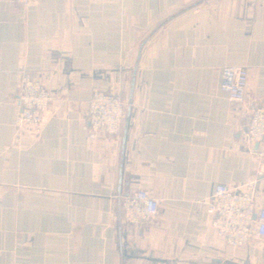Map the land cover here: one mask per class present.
<instances>
[{
    "label": "crops",
    "instance_id": "0c3cea01",
    "mask_svg": "<svg viewBox=\"0 0 264 264\" xmlns=\"http://www.w3.org/2000/svg\"><path fill=\"white\" fill-rule=\"evenodd\" d=\"M247 68V97L219 90ZM22 75L53 100L17 136ZM94 90L120 95L121 133L91 134ZM264 106V0H0V264H264V239L230 247L205 210L217 184L246 189ZM151 190L157 221L122 220ZM264 207V177L253 185ZM260 240V241H259Z\"/></svg>",
    "mask_w": 264,
    "mask_h": 264
},
{
    "label": "built area",
    "instance_id": "2783aa9c",
    "mask_svg": "<svg viewBox=\"0 0 264 264\" xmlns=\"http://www.w3.org/2000/svg\"><path fill=\"white\" fill-rule=\"evenodd\" d=\"M28 6L32 0H15ZM249 73L247 68L236 65L220 69L219 90L231 102H242L247 97ZM53 96L48 88L28 75H22L18 82L15 131L17 136L37 131L43 113L49 108ZM125 115V104L120 95L94 90L86 108V123L91 134L105 132L117 137L121 133ZM247 140L258 144L256 164L246 189L237 190L225 184H217L211 197L205 202L210 218V227L215 235L230 247H241L254 238L264 239V207L256 203L253 185L264 177V106L249 103ZM159 204L151 190L138 189L123 201L122 220L137 227L157 221Z\"/></svg>",
    "mask_w": 264,
    "mask_h": 264
},
{
    "label": "rangeland",
    "instance_id": "374dc122",
    "mask_svg": "<svg viewBox=\"0 0 264 264\" xmlns=\"http://www.w3.org/2000/svg\"><path fill=\"white\" fill-rule=\"evenodd\" d=\"M260 241V240H259Z\"/></svg>",
    "mask_w": 264,
    "mask_h": 264
},
{
    "label": "water",
    "instance_id": "95a60500",
    "mask_svg": "<svg viewBox=\"0 0 264 264\" xmlns=\"http://www.w3.org/2000/svg\"><path fill=\"white\" fill-rule=\"evenodd\" d=\"M258 145V144H257Z\"/></svg>",
    "mask_w": 264,
    "mask_h": 264
}]
</instances>
